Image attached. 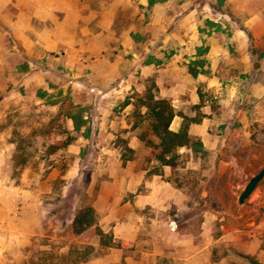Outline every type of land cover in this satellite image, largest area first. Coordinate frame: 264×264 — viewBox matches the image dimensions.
<instances>
[{
	"label": "rangeland",
	"instance_id": "rangeland-1",
	"mask_svg": "<svg viewBox=\"0 0 264 264\" xmlns=\"http://www.w3.org/2000/svg\"><path fill=\"white\" fill-rule=\"evenodd\" d=\"M156 1L0 0L1 264H182L171 256L184 252L185 236L199 246L221 239L214 246V260L221 264H256L234 247L243 245L245 233L264 234V179L244 204L238 202L264 165V127H256L252 142L223 153L200 145L192 153L178 149L170 175L167 165L147 157L146 179L157 174L170 181L188 197L184 205L140 207L134 199L148 194V186L122 196L117 183L118 168L134 152L122 129L111 142L102 136L103 111L114 104L103 103L101 90L118 86L136 65L169 62L189 32L180 28L182 16L176 13L169 29L152 24ZM189 1L202 9V34L232 38L239 29L227 0ZM249 48L255 58L264 57V43ZM207 52L208 46L198 47V55ZM206 63L191 61L189 70L206 71ZM140 81L147 88L156 84ZM129 98L136 104L139 93L115 102L114 111ZM145 112L139 106L129 116L140 134L146 130ZM106 146L118 149L119 158L117 150L105 152ZM87 205L95 208L103 236L96 226L73 233L75 214ZM237 235L241 238L230 240Z\"/></svg>",
	"mask_w": 264,
	"mask_h": 264
},
{
	"label": "crops",
	"instance_id": "crops-1",
	"mask_svg": "<svg viewBox=\"0 0 264 264\" xmlns=\"http://www.w3.org/2000/svg\"><path fill=\"white\" fill-rule=\"evenodd\" d=\"M177 1L157 0L151 9V22L169 29L174 20H177L176 16H182L180 28L189 32L179 41L183 47L180 54L160 65L153 62L136 65V69L130 71L129 76L122 79L118 86L101 90L103 103L115 105V102L124 101L129 94L135 92L143 95L147 87L139 84V81L143 80L145 83L146 80L154 79L158 87L157 94L169 99L178 112L170 126L173 131L182 129L184 116L196 117L198 120L189 126V134L199 140L203 150L209 153H223L230 148L252 142L256 127H264V57L255 58L249 44L254 42L259 46L264 43V0H227V6L241 22L232 38L215 31L208 35L202 34L198 16L202 9L198 6L190 7L189 0L182 1L179 10L174 9ZM146 2L149 4V0ZM203 45L208 46V52L201 56L198 55V47ZM197 59H206L207 63L206 71L200 70L195 76L190 72L188 64ZM256 61L261 63L256 66ZM135 64H138L137 61ZM129 99L131 102L120 107L118 113L114 111V105L107 112L104 110L102 122L100 121L101 133L106 141L111 142L116 137L114 132L122 129V136L134 152V157L117 170L120 173L117 183L122 186V196L128 192H137L144 184L148 186V194L137 195L135 205H184L188 197L170 181L163 180L157 174L146 179L150 169H146L143 163L147 157H151L152 148L141 138L140 133L134 131L135 124L130 121L129 116L136 104L133 98ZM113 149L117 150L119 155L115 158L118 159L120 151ZM179 149L180 152L192 153L191 147ZM105 150L110 153L114 151L107 146ZM173 169L172 166H164L166 175L172 174ZM129 204L130 201L125 205ZM120 221L118 219V223ZM118 229L121 230V224ZM205 234L203 232L202 236ZM245 234L243 245L237 249L235 246L234 249L250 256L256 264H264V234L258 231ZM183 238L185 240L180 242V247H183L184 252L180 256L174 253L171 256V253L168 255V252L161 253L159 250L154 254L181 258L182 264H221L219 260H214V246H218L216 244L221 239L212 241V245L199 246L186 240L188 236ZM239 238L241 237L237 235L229 239Z\"/></svg>",
	"mask_w": 264,
	"mask_h": 264
},
{
	"label": "trees",
	"instance_id": "trees-1",
	"mask_svg": "<svg viewBox=\"0 0 264 264\" xmlns=\"http://www.w3.org/2000/svg\"><path fill=\"white\" fill-rule=\"evenodd\" d=\"M191 72L193 75L198 74L195 69H191ZM156 87L154 83L147 88L143 95L139 94V99L136 103V107L142 106L146 108V130L140 136L152 148V159H157L162 164L171 165L174 168L177 164V151L179 148L184 146L194 148L195 145L202 146L199 140L192 138L189 134L190 124L196 122L198 118L184 116L185 122L182 129L177 132L173 131L170 126L178 112L169 99L162 98L157 94L158 89ZM138 125V122H136L135 126ZM150 136L157 137L158 142H155ZM94 226H96L98 233L103 236V230L96 225L95 208L87 205L77 211L71 228L73 233L81 234ZM102 244L108 245L109 243L102 239ZM245 257L254 262L250 256Z\"/></svg>",
	"mask_w": 264,
	"mask_h": 264
},
{
	"label": "water",
	"instance_id": "water-1",
	"mask_svg": "<svg viewBox=\"0 0 264 264\" xmlns=\"http://www.w3.org/2000/svg\"><path fill=\"white\" fill-rule=\"evenodd\" d=\"M264 179V165L261 169L255 173L247 182L244 189L239 195L238 202L240 204H244L246 200L251 196V194L255 191L261 181ZM174 226V224H173Z\"/></svg>",
	"mask_w": 264,
	"mask_h": 264
}]
</instances>
